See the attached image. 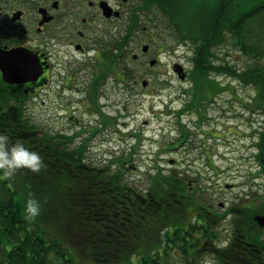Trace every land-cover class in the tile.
Returning a JSON list of instances; mask_svg holds the SVG:
<instances>
[{"label":"trees","instance_id":"trees-1","mask_svg":"<svg viewBox=\"0 0 264 264\" xmlns=\"http://www.w3.org/2000/svg\"><path fill=\"white\" fill-rule=\"evenodd\" d=\"M225 1L144 0L147 8L138 7L140 11H135L129 23L128 44L146 12L152 18L162 15L182 42L192 43L195 54L190 77L195 97L183 111L202 107L199 96L205 90L217 94L226 90L212 77L221 69L246 85L254 84L256 106L264 108V67L232 70L223 62L215 66L213 60L217 58L214 48L229 36L259 64L264 59V30L252 25L259 24L264 9L249 12L246 7L250 6L238 0L235 19L226 17ZM251 1L253 6L255 0ZM11 114L9 124H0V134L38 152L47 167L38 174L21 169L11 179H4L0 172V264H199V259L209 255L217 264H226L220 254L216 259L214 255L227 215L238 236L253 246V253H235L230 246L222 257L228 264H264V229L255 221V216L264 215V197L232 206L220 217L215 201L206 193L208 185L199 184L200 177L194 181L184 172L164 173L158 167L149 173L147 187L141 190L126 177L135 152L98 166L88 162L84 148H73L71 137L55 133L42 137L38 124L23 122L22 110L14 109ZM258 134L257 157L264 171V131ZM30 193L41 205L34 221L25 219Z\"/></svg>","mask_w":264,"mask_h":264},{"label":"rangeland","instance_id":"rangeland-1","mask_svg":"<svg viewBox=\"0 0 264 264\" xmlns=\"http://www.w3.org/2000/svg\"><path fill=\"white\" fill-rule=\"evenodd\" d=\"M244 2L252 7L251 0ZM134 5L147 8L144 0L128 5L126 28H112L113 33L103 38L106 44L119 43L123 60H117L116 69L126 71V82L120 85L115 82L114 74L105 79L104 96L99 104L102 113L112 120L108 127L100 132V115L88 112L92 105L76 103L81 93L73 88V80L69 81L70 86L65 85L67 78L74 79L67 70H62V81L56 85L59 96L55 104L47 113L41 109L34 110L35 121L41 122L44 114L50 124L48 129L71 134L76 127L72 129L70 116L76 111L87 128L99 130L91 144L88 159L105 166L111 160L135 152L126 177L141 190L147 187L149 173L160 167L164 173L184 172L194 181L200 177L199 184L203 187L208 185L206 193L209 192V198L215 201L214 208L220 215H225L232 206L246 205L252 203L254 197H264V171L256 146L258 133L264 131V108L256 106L254 84L246 85L238 78L230 77L227 70H215L213 79L226 86V90L218 94L214 90H205L199 96L204 102L202 107L182 112L195 97L190 77L194 68V47L190 42H182L162 15L154 16L153 22L149 18H152L150 12L141 14L140 27L128 44L130 9ZM258 21L259 24L252 27L264 30V15ZM91 36L93 39L98 37L95 33ZM236 41L228 36L223 44L214 48L219 59H213L215 66L223 62L226 67H233L232 70L264 67V59L256 63L236 47ZM143 45L150 46L148 53L141 50ZM103 48L113 56L118 54L114 48L103 45L100 49ZM98 52L99 48L93 51L92 66L87 70L95 69ZM134 55L138 58L135 59ZM154 59L158 63L151 66L149 62ZM174 64L183 66L187 74L184 80L174 71ZM106 71L108 62L103 68L105 74ZM217 71H224V74ZM143 81L148 82L147 86H143ZM183 135L181 143L179 140ZM93 154L96 160L92 158ZM221 204L224 208L220 207ZM7 248L9 250L10 246ZM199 264L217 262L209 255L199 259Z\"/></svg>","mask_w":264,"mask_h":264},{"label":"flooded vegetation","instance_id":"flooded-vegetation-1","mask_svg":"<svg viewBox=\"0 0 264 264\" xmlns=\"http://www.w3.org/2000/svg\"><path fill=\"white\" fill-rule=\"evenodd\" d=\"M134 1L0 0V50L5 52L18 50L20 53L30 54L37 62L36 66L40 73L35 80L10 83L5 81L0 68V124L7 125L13 120L14 115L11 114V111L14 109L22 110L25 117L22 118L23 122L28 125L38 124L41 127L42 137H47L48 133L71 137L73 148H84L87 160L91 162L88 159V154L99 130L87 128V124L82 122V119L77 117L78 115L74 111V114L70 116L72 120L70 125L72 129L76 127V130L71 134L55 132L48 129L50 124L47 122L46 115L43 114L41 122H36L33 111L41 109L43 113H47L49 108L53 107L59 96L56 85L62 81V70H67L74 79L67 78L65 85L70 86L69 81L73 80V88L81 93V97L76 100V103L83 106L92 105V109H88V112L92 111L100 115L102 127L100 132L108 127L112 120L102 113V107L99 104L100 99L104 96L102 90L106 83L105 79L110 74H114L115 82L120 85L126 82V71L123 68L116 69L117 60H123L119 43L116 45L113 41L106 44L103 38L104 35L113 33L112 28L119 30L126 28L128 5L134 4ZM102 3H106L111 8L109 13H105ZM255 3L256 5L248 9L249 12L264 9V0L262 5H258V0H255ZM237 7L238 0H226L224 8V12L227 13L226 17L237 19ZM137 10L138 6H131L129 23L133 21ZM151 19L154 20V18ZM236 21L234 20L232 25L236 26ZM225 26L227 24H224L223 27ZM93 33L98 37L93 39L91 36ZM103 45L114 48L118 54L113 56L108 49H100ZM98 48L95 69L87 70L92 66L90 61L93 59V51ZM106 62H108V71L105 74L103 68H105ZM6 112L11 117H5ZM60 140L62 141V139ZM96 156L99 155L96 154ZM92 158L96 160L94 154ZM95 162L93 163L98 165ZM220 207L224 208V204H221ZM221 227L222 236L217 242L215 259L220 254L223 262L228 264L229 260L222 256L226 252L223 250H228L230 246L235 247V253H253V246L246 243L234 231L229 215L223 218ZM237 246H241L244 250H238ZM233 264L235 263L233 262Z\"/></svg>","mask_w":264,"mask_h":264},{"label":"clouds","instance_id":"clouds-1","mask_svg":"<svg viewBox=\"0 0 264 264\" xmlns=\"http://www.w3.org/2000/svg\"><path fill=\"white\" fill-rule=\"evenodd\" d=\"M47 166L41 155L17 141L11 143L10 138L0 134V172L4 179H11L19 170L27 169L32 173H40ZM25 204V219L34 221L41 212L40 202L29 194Z\"/></svg>","mask_w":264,"mask_h":264},{"label":"water","instance_id":"water-1","mask_svg":"<svg viewBox=\"0 0 264 264\" xmlns=\"http://www.w3.org/2000/svg\"><path fill=\"white\" fill-rule=\"evenodd\" d=\"M102 8L104 9L105 13H109L111 8L107 6L106 3H102ZM150 46L143 45L142 51L144 53L149 52ZM136 59L137 56L134 55ZM36 61L30 54L20 53L18 50L12 51H2L0 50V68L3 72V76L5 81L10 83H17V82H26L35 80L38 78V67L36 66ZM157 63V60L150 61V65L153 66ZM174 71L177 72L179 77L184 80L187 76L183 66L181 64L174 65ZM143 86H147L148 82L143 81ZM255 221L258 225L264 228V215H257L255 216Z\"/></svg>","mask_w":264,"mask_h":264}]
</instances>
